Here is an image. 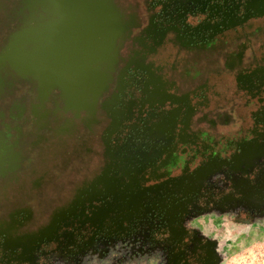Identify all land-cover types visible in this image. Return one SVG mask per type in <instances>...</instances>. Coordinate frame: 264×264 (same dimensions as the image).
Listing matches in <instances>:
<instances>
[{
    "label": "flooded vegetation",
    "instance_id": "af4514ba",
    "mask_svg": "<svg viewBox=\"0 0 264 264\" xmlns=\"http://www.w3.org/2000/svg\"><path fill=\"white\" fill-rule=\"evenodd\" d=\"M19 1L0 0V50L18 29L20 18L28 22L41 14L38 5L16 12ZM211 1L216 5H209ZM222 1L227 5L222 6ZM117 2L123 21L131 20L134 25L121 42L116 41L110 80L92 102L95 105L88 103V110L65 109L57 91H42L33 80L20 79L0 66V228L41 227L40 223L33 225L34 215L17 212L28 211V206L9 207L6 192L11 191L13 199L33 193V197L42 196L50 188L62 187L66 176L74 191L72 199L78 197L112 160L111 148L125 134L121 129L134 121L141 128L152 124L155 116L166 115L168 139L151 165L153 172L163 174V182L172 180L164 200L175 197L173 190L179 187L175 179H192L200 166L229 162L262 131L258 123L264 107V82L258 76L264 74V11L261 15L255 12L264 0L202 1V12L220 6L228 15L246 17L213 36H189L185 29L194 25L177 18L168 21L163 12L171 0ZM66 148L69 164L64 168L52 156ZM74 160L77 165L81 161L82 171ZM99 161L97 170L86 172ZM56 169L64 172L62 178H53ZM76 172L87 174L76 180ZM162 178H151L148 186L160 184ZM56 212L45 218L52 229L61 219L54 216ZM47 238L23 242L37 246Z\"/></svg>",
    "mask_w": 264,
    "mask_h": 264
},
{
    "label": "rangeland",
    "instance_id": "374dc122",
    "mask_svg": "<svg viewBox=\"0 0 264 264\" xmlns=\"http://www.w3.org/2000/svg\"><path fill=\"white\" fill-rule=\"evenodd\" d=\"M202 1L205 4L171 0L163 15L168 21L177 18L194 25L185 29L189 36H213L246 19L228 15L220 6L202 12ZM258 6L255 13L261 15L264 2ZM227 16L230 19L224 21ZM258 77L263 83L264 74ZM86 101L90 103L89 98ZM260 109V134L252 136L229 162L200 166L192 179H175L179 187L171 199L164 200L172 180L163 182V174L151 167L168 139L164 114L154 115L152 124L141 128L136 121L123 127L124 137H117L111 148L112 160L78 197L72 199L74 191L66 176L62 187L50 188L42 196L33 193L13 199L7 191L9 207L28 206V211L17 212L34 215L33 225H42L35 230L0 228V264H264V107ZM127 116L130 119V113ZM67 150L52 156L64 168L69 164ZM99 164L86 172L97 170ZM80 165L81 161L77 166L82 171ZM86 172L74 177L79 180ZM63 173L53 170V178H62ZM151 178L162 182L148 186ZM54 211L61 219L52 229L45 218ZM43 237L48 238L37 246L28 244Z\"/></svg>",
    "mask_w": 264,
    "mask_h": 264
},
{
    "label": "water",
    "instance_id": "95a60500",
    "mask_svg": "<svg viewBox=\"0 0 264 264\" xmlns=\"http://www.w3.org/2000/svg\"><path fill=\"white\" fill-rule=\"evenodd\" d=\"M38 5L41 14L20 18L0 50V66L40 90L53 89L65 109L88 110L110 80L118 47L134 23L123 21L117 0H20L16 12Z\"/></svg>",
    "mask_w": 264,
    "mask_h": 264
}]
</instances>
